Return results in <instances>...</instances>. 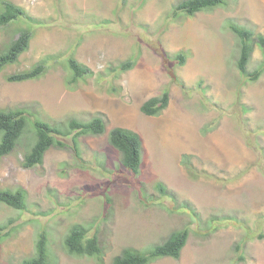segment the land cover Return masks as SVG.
Here are the masks:
<instances>
[{
	"label": "rangeland",
	"instance_id": "obj_1",
	"mask_svg": "<svg viewBox=\"0 0 264 264\" xmlns=\"http://www.w3.org/2000/svg\"><path fill=\"white\" fill-rule=\"evenodd\" d=\"M2 1L25 18L0 27V53L20 30L32 35L28 49L0 72V110H29L31 128L34 119L100 114L106 131L139 135L142 160L139 175L126 171L104 134L79 138L82 161L71 148L52 147L41 165L27 169L28 133L0 159V189L26 193L24 210L0 203V225L12 220L0 264L33 256L41 232L53 264H110L125 247L161 243L186 226L180 257L152 264H264V74L255 82L239 74V43L229 28L264 36V0H225L174 17L182 0H0V12ZM71 56L91 73L69 86ZM129 59L134 67L120 71ZM261 60L254 45L249 71ZM40 62V77L6 81ZM163 91L167 107L143 115L141 105ZM159 183L173 197L160 196ZM74 224L99 238L101 263L67 253L64 238Z\"/></svg>",
	"mask_w": 264,
	"mask_h": 264
},
{
	"label": "trees",
	"instance_id": "obj_2",
	"mask_svg": "<svg viewBox=\"0 0 264 264\" xmlns=\"http://www.w3.org/2000/svg\"><path fill=\"white\" fill-rule=\"evenodd\" d=\"M0 12V27L25 18V12L9 1H2ZM225 0H182L172 12L173 17L178 12L187 16L214 9L225 5ZM239 43V53L236 60V67L240 75L248 81L255 82L264 74V36L255 35L253 31L235 24L229 25ZM19 35L9 42L4 51L0 53V72L9 64L15 63L19 56L29 47L32 32L29 29L20 30ZM254 45L261 51V63L253 71H249L248 65L251 60ZM180 65L185 62L182 54L176 56ZM70 71L67 80L69 86L74 85L91 73L90 70L78 62L73 56L66 60ZM135 65V61L129 59L119 66L120 71H129ZM45 64L40 62L30 69L19 71L5 77L8 83H20L33 80L45 73ZM168 93L163 91L161 95L146 100L140 107L145 116H157L168 105ZM30 111L25 108L11 110H0V159L9 155L18 146L23 138L29 140L32 135V143L23 154L22 166L30 169L43 163L45 153L52 147L71 148L76 158L80 157L79 138L83 136L98 137L106 134L109 145L119 154V164L126 171L137 176L140 173L142 160V144L139 135L129 129L114 127L106 131L105 120L100 114H95L88 121L77 118H69L66 121L49 123L34 119L33 128L28 125ZM31 135L27 137L28 133ZM82 161V160H81ZM160 196H169V192L161 183L156 185ZM172 197H173V193ZM0 203L10 207L24 210L26 205V193L21 188L15 190L0 189ZM0 225V246L3 238L9 235L8 225ZM189 236V228L183 227L172 231L161 243L149 245L139 249L125 247L115 255L110 264H152L164 258L178 259L184 249ZM64 246L68 254L77 257H94L98 263L102 262L104 248L96 235H90V230L82 224H74L64 238ZM34 255L24 259L21 264H53L50 258L47 235L41 232L35 242Z\"/></svg>",
	"mask_w": 264,
	"mask_h": 264
},
{
	"label": "clouds",
	"instance_id": "obj_3",
	"mask_svg": "<svg viewBox=\"0 0 264 264\" xmlns=\"http://www.w3.org/2000/svg\"><path fill=\"white\" fill-rule=\"evenodd\" d=\"M32 1H36V0H32Z\"/></svg>",
	"mask_w": 264,
	"mask_h": 264
}]
</instances>
